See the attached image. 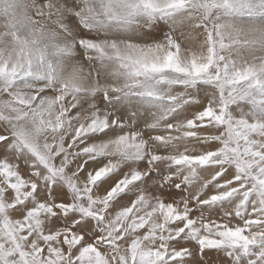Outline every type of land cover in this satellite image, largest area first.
I'll list each match as a JSON object with an SVG mask.
<instances>
[{"label":"snow or ice","instance_id":"1","mask_svg":"<svg viewBox=\"0 0 264 264\" xmlns=\"http://www.w3.org/2000/svg\"><path fill=\"white\" fill-rule=\"evenodd\" d=\"M0 264H264V0H0Z\"/></svg>","mask_w":264,"mask_h":264}]
</instances>
